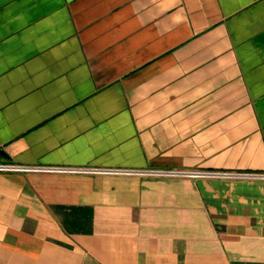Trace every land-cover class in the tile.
Here are the masks:
<instances>
[{"label":"crops","instance_id":"1","mask_svg":"<svg viewBox=\"0 0 264 264\" xmlns=\"http://www.w3.org/2000/svg\"><path fill=\"white\" fill-rule=\"evenodd\" d=\"M0 152V264H264V0H0Z\"/></svg>","mask_w":264,"mask_h":264},{"label":"built area","instance_id":"2","mask_svg":"<svg viewBox=\"0 0 264 264\" xmlns=\"http://www.w3.org/2000/svg\"><path fill=\"white\" fill-rule=\"evenodd\" d=\"M27 169L28 168H25V167L15 166V165L6 164V163H0V172H19V171H26ZM49 171L75 172V171H87V170H66L62 168H54V169H49ZM176 175H184V174L177 172ZM193 176H198V174H194Z\"/></svg>","mask_w":264,"mask_h":264},{"label":"water","instance_id":"3","mask_svg":"<svg viewBox=\"0 0 264 264\" xmlns=\"http://www.w3.org/2000/svg\"><path fill=\"white\" fill-rule=\"evenodd\" d=\"M0 155L5 157V155L2 152H0Z\"/></svg>","mask_w":264,"mask_h":264}]
</instances>
